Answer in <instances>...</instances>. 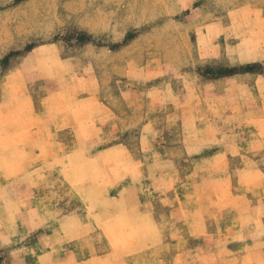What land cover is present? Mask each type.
<instances>
[{
	"label": "rangeland",
	"instance_id": "374dc122",
	"mask_svg": "<svg viewBox=\"0 0 264 264\" xmlns=\"http://www.w3.org/2000/svg\"><path fill=\"white\" fill-rule=\"evenodd\" d=\"M0 143V264H264V0H0Z\"/></svg>",
	"mask_w": 264,
	"mask_h": 264
},
{
	"label": "bare ground",
	"instance_id": "6f19581e",
	"mask_svg": "<svg viewBox=\"0 0 264 264\" xmlns=\"http://www.w3.org/2000/svg\"><path fill=\"white\" fill-rule=\"evenodd\" d=\"M13 110H14V109H13ZM14 112H15V111H14ZM16 113H18V112H16ZM14 114H15V113H13V115H14ZM17 115H19V114H17ZM13 117H14V116H13ZM12 119H13V118H12ZM14 119H15V118H14ZM14 119H13V121H14ZM10 120H11V119H10ZM22 128H23V127H22ZM29 141H30V140H29ZM11 142H12V141H11ZM0 145H1V143H0ZM9 146H10V145H9ZM13 146H14V145H13ZM0 147H1V146H0ZM3 148H4V147H3ZM11 149H12V148H11ZM14 154H15V153H14ZM16 156L18 157V154H17ZM4 157H5V156H4ZM14 157H15V155H14ZM18 158H19V157H18ZM7 159H8V158H7ZM15 159H16V157H15ZM2 161H3V158H2ZM0 162H1V161H0ZM8 163H9V162H8ZM16 164H17V163H16ZM66 164H67V163H66ZM0 166H1V165H0ZM5 166H6V163H5ZM6 167H8V166H6ZM10 168H11V167H10ZM7 172H10V171H7ZM7 172H6V173H7ZM94 172H95V171H94ZM92 173H93V172H92ZM99 175H100V173L98 174V177H97V178H99ZM101 175H102V174H101ZM93 176H94V175H93ZM95 176H96V173H95ZM95 176H94V178H96ZM110 176H111V175H110ZM4 177H5V176H4ZM255 177H256V176H253V178L255 179L254 181L256 182V178H257L258 181H259V177H256V178H255ZM109 179H110V178H109ZM113 179H114V177H113ZM115 179H117V178H115ZM260 179H261V178H260ZM94 180H95V179H94ZM97 181H98V180H97ZM113 181H114V180H113ZM117 181H118V180H117ZM245 181H246V180H245ZM247 181H248V180H247ZM258 181H257V183H258ZM115 182H116V181H115ZM259 182H260V181H259ZM91 183H92V182H90V184H91ZM94 183H95V182L93 181V184H94ZM99 183H100V182H99ZM102 183H103V186L106 185V184H104V182H102ZM90 184H89V185H90ZM113 184H114V183H113ZM260 184H261V183H260ZM100 185H101V183H100ZM100 185H99V189H100V187H101ZM109 185H111V184H109ZM103 186H102L101 188H103ZM96 187H98V183H97V186H96ZM122 187H124V186H122ZM104 188H105V187H104ZM124 188H125V187H124ZM90 189H91V188H90ZM100 190H101V189H100ZM119 190H120V189H119ZM122 190H124V189H122ZM132 190H133V189H132ZM132 190H131V193H133ZM96 191H98V189H97ZM124 191H125V190H124ZM93 193H95V191H94ZM126 193H127V192H126ZM116 194H117V193H116ZM128 194H129V193H128ZM133 194H134V193H133ZM133 194H132V195H133ZM120 195H121V194H120ZM123 196H124V195H123ZM91 197H92V196H91ZM95 198H97V197H95ZM110 198H111V197H110ZM119 198H120V197H119ZM123 198H124V197H123ZM117 199H118V198H117ZM129 199H130V198H129ZM133 201H134V200H133ZM85 202H86V201H85ZM126 202H127V201H126ZM128 202H129V201H128ZM131 202H132V200H131ZM19 203H21V202H19ZM134 203H135V202H134ZM130 204H131V203H130ZM17 205H18V204H17ZM128 205H129V204H128ZM179 205H180V204H179ZM132 206H133V205H132ZM186 206H187V205H186ZM127 207H129V206H127ZM130 207H131V206H130ZM133 207H134V206H133ZM14 208H15V207H14ZM135 208H136V207H135ZM135 208H132V210L135 209ZM15 209H16V208H15ZM17 209H18V208H17ZM117 209H119V208H117ZM129 209H130V208H129ZM182 209H183V208H182ZM86 210H87V208H86ZM119 210H120V209H119ZM135 210H137V209H135ZM94 211H95V210H94ZM126 211H127V210H126ZM183 211H184V210H183ZM183 211H182V214H183ZM185 211H186V210H185ZM193 211H194V210H193ZM10 212H12V211H10ZM187 212H188V211H187ZM141 213H142V212H141ZM188 213H189V212H188ZM188 213H187V214H188ZM190 214H191V213H190ZM189 216H190V215H189ZM189 216H188V217H189ZM180 217H181V216H180ZM92 218H93V217H92ZM192 218H193V217H192ZM184 220H185V219H184ZM194 220H195V219H194ZM252 220H253V219H252ZM146 221L148 222V220H146ZM147 222H145V223H146V225L148 226L149 223L147 224ZM150 223H151V222H150ZM177 223H178V222H177ZM95 224H96V222H95ZM142 224H143V223H142ZM96 225H97V224H96ZM146 225H144V226H146ZM110 226H111V225H110ZM117 226H118V225H117ZM128 226H129V225H128ZM142 226H143V225H142ZM144 226H143V228L145 229ZM147 226H146V228H147ZM149 226H150V225H149ZM152 227H153V226H152ZM113 228H114V231H113L114 233H113V234H115V233H116L115 229L118 228V227H116V228L113 227ZM127 228H128V227H127ZM139 228H140V227H139ZM98 229H99V228H98ZM137 229H138V228H137ZM137 229H136V230H137ZM99 230H100V229H99ZM109 230H110V228H109ZM111 230H112V229H111ZM117 230H118V229H117ZM127 230H128V229H127ZM129 230H130V229H129ZM129 230H128V231H129ZM136 230H135V231H136ZM146 230H147V229H146ZM148 230H149V229H148ZM148 230L146 231L147 233H148ZM151 230H152V229H151ZM100 231H101V230H100ZM118 231H119V230H118ZM131 231H132V229H131ZM135 231H132V233H134ZM136 232H137V233H136ZM136 232H135L134 234H135L136 236H138L137 234H138V232H139V229H138ZM142 232L144 233V231H142ZM106 233H107V232H106ZM117 233H120V235L122 236V233H123V232L121 233V231H119V232H117ZM117 233H116V235H117ZM139 233H140V232H139ZM143 233H142V235H143ZM147 233H146V234H147ZM110 234H111V233H110ZM113 234H112V235H113ZM123 234H125V233H123ZM120 235H119V236H120ZM125 235H126V234H125ZM144 235H145V233H144ZM144 235H143V236H144ZM119 236H118V237H119ZM121 236H120V237H121ZM132 236H133V235H132ZM143 236H142V237H143ZM116 237H117V236H116ZM118 237H117V238H118ZM124 237H125V236H124ZM145 237H146V235H145ZM112 238L115 239L114 237H112ZM132 238H134V237H132ZM118 239H119V238H118ZM120 239H121V238H120ZM120 239H119V240H120ZM123 239H124V238H123ZM116 240H117V239H115V241H116ZM129 240H130V239H129ZM131 240L134 241V239H131ZM135 241H137V238H136V237H135ZM116 242H117V241H116ZM116 242H115V243H116ZM121 242H122V241H121ZM125 242H127V241L124 240V243H125ZM127 244H128V243H126V246H127ZM130 244H131V243H130ZM143 244H144V242H143L141 245H143ZM131 245H132V244H131ZM158 245H159V244H158ZM158 245H157V246H158ZM127 247H128V246H127ZM155 247H156V246H155ZM155 247H154V248H155ZM152 248H153V247H152ZM156 249H157V248H156ZM156 249H155V250H156ZM157 251H158V250H157ZM151 253H152V252H151ZM153 253H154V252H153ZM39 262H40V261H39ZM81 263H82V262H81ZM83 263H84V262H83Z\"/></svg>",
	"mask_w": 264,
	"mask_h": 264
}]
</instances>
